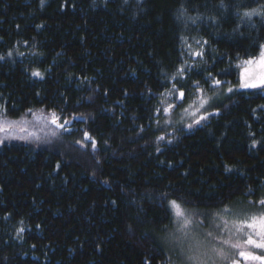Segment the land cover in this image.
<instances>
[{
    "label": "trees",
    "instance_id": "obj_1",
    "mask_svg": "<svg viewBox=\"0 0 264 264\" xmlns=\"http://www.w3.org/2000/svg\"><path fill=\"white\" fill-rule=\"evenodd\" d=\"M253 9L264 0H0V119L44 124L0 135V264H175L168 201L264 207V89L224 91L264 46Z\"/></svg>",
    "mask_w": 264,
    "mask_h": 264
},
{
    "label": "snow or ice",
    "instance_id": "obj_2",
    "mask_svg": "<svg viewBox=\"0 0 264 264\" xmlns=\"http://www.w3.org/2000/svg\"><path fill=\"white\" fill-rule=\"evenodd\" d=\"M43 4V0H41ZM260 14L264 15V12H258L256 9L245 12L244 16L251 17L253 15ZM11 55V53H9ZM197 56L202 55V53L197 52ZM2 59V57H0ZM245 65L257 66L258 71H253L252 69L246 67L242 76L240 83L241 88H257L264 87V46L261 47L259 56L257 58H249L244 61ZM184 70L180 69L182 73ZM34 76L40 77L42 74L39 71L33 72ZM222 83L220 80H214V85L219 86ZM228 92H232L233 89L229 87ZM203 90H201L202 92ZM179 96L181 99L184 97V93L180 92ZM208 103L207 99H201L200 107H203ZM31 111V110H29ZM207 117L201 116L200 119H206ZM38 119L48 120L47 117H38ZM51 124L55 125L56 128L64 129L68 121H60V118L55 112L51 114L50 117ZM197 120L196 123H199ZM20 121H9L7 119H0V133H4L5 138H11L15 135V130L19 127ZM191 127V125H189ZM20 131H26L25 128L20 127ZM52 135H56L53 131ZM84 137L91 140L92 137L85 132ZM23 138V137H20ZM163 139V137H160ZM0 143L3 140L0 139ZM82 146L83 141H77ZM91 147L96 148V144L93 141ZM168 204L174 211L176 217V230L172 234L171 239L174 243L180 246L183 250L191 253L187 256V259L192 262V264H215L216 258L221 261H230V264H264V209L258 213H254L243 219H236L229 221L224 217H220L221 224L216 225L217 228H222L223 231L228 233H235L242 236V242L237 241L232 243L230 239H225L214 235L212 231L203 234L198 231V228L202 221L197 220L190 212L182 207V205L177 200H170ZM261 206H264V199L259 201ZM23 231V229H21ZM211 238V239H209ZM219 240L221 246H217L213 243L214 240ZM223 245H228L231 249L238 250L236 255L230 254L225 250ZM254 250H259L254 251ZM240 259H237L236 256Z\"/></svg>",
    "mask_w": 264,
    "mask_h": 264
},
{
    "label": "rangeland",
    "instance_id": "obj_3",
    "mask_svg": "<svg viewBox=\"0 0 264 264\" xmlns=\"http://www.w3.org/2000/svg\"><path fill=\"white\" fill-rule=\"evenodd\" d=\"M250 69H252L253 71H258L257 66L253 65V66H246ZM244 67L242 69V73H241V79L239 81V84L236 86H227L224 88V91H226V93L228 92V88L231 87L233 89L232 92H228V94H231L233 92H237V91H253V90H258V89H264V87H257V88H241L240 87V83L242 80V76L243 73L245 71ZM211 98H207L208 103L206 105H204L203 107H200V103L196 104L195 106H192L191 111H188L190 114L187 115L189 117L193 116L192 118H196L197 116L200 115V113L204 112L205 110H207L208 106L214 105L219 103L224 95H222V92L217 91L215 94L210 96ZM206 99V98H204ZM186 111V110H184ZM182 115V114H181ZM186 114H183V117L181 119L180 115L176 118L178 123L177 124H172L173 126H178L180 125L179 123H182V120H187ZM44 124H41V121L39 122H23L20 123L19 127L15 130V135H20V134H33L35 132V129L38 127L43 126ZM189 125L192 126H196V121L194 122H190L189 124H187V127H189ZM20 127L25 128L26 131H20ZM4 134V133H0ZM262 209H264V207H256V206H248V205H232L229 206V208H227L226 210L223 211H219L213 214H206V213H201V212H196L195 213H191L197 220L202 221V223L200 224L198 231L206 234V232L208 231H212L214 233V235H217L218 237L221 238H225V239H230L232 243H236L238 240L242 242L243 237L239 236L235 233H228L222 230V228H217L216 225L221 224V220L220 217H224L225 219H228L229 221L232 220H236V219H243L247 216H250L254 213H258L260 212ZM172 234L169 236L168 241L166 242L167 244V248L169 249L172 259L175 262V264H192L191 261H189L187 259V256L190 255L191 253L187 252L186 250H183L180 246H178L176 243H174L171 239ZM211 239V238H209ZM214 244H216L217 246H221L219 244V240H214L213 241ZM223 247L225 248L226 251H228L230 254L232 255H236L237 251L236 249H231L228 247V245H223ZM254 251H259V250H254ZM237 259H240V257L237 255L236 256ZM215 264H230V261H221L219 260V258H216L215 260ZM242 264H245V262L242 261Z\"/></svg>",
    "mask_w": 264,
    "mask_h": 264
}]
</instances>
